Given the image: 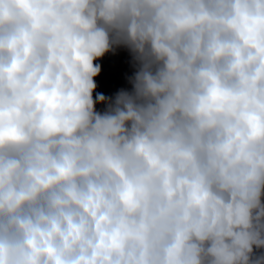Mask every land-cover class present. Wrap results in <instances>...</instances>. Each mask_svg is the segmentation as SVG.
Masks as SVG:
<instances>
[{"label": "clouds", "instance_id": "1", "mask_svg": "<svg viewBox=\"0 0 264 264\" xmlns=\"http://www.w3.org/2000/svg\"><path fill=\"white\" fill-rule=\"evenodd\" d=\"M0 264H264V0H0Z\"/></svg>", "mask_w": 264, "mask_h": 264}]
</instances>
